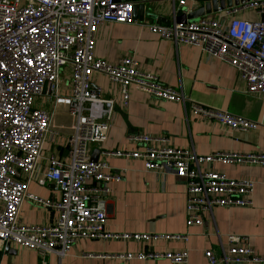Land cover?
Returning <instances> with one entry per match:
<instances>
[{"label":"built area","instance_id":"2783aa9c","mask_svg":"<svg viewBox=\"0 0 264 264\" xmlns=\"http://www.w3.org/2000/svg\"><path fill=\"white\" fill-rule=\"evenodd\" d=\"M169 25L147 26L149 32L174 45L199 48L210 58L234 68L244 83L245 93L264 95V20L235 18L251 9L264 15V1H250L218 9L216 18L201 17ZM229 17L224 20L223 17ZM227 21V22H225ZM133 24V3L125 0H0V246L13 244L35 252L42 260L49 255L67 256L77 240L186 241V236L111 235L105 231L106 204L111 182H119L122 172H114L102 162H91L89 146L102 145L114 117L115 102L100 89H92L90 79L102 74L119 86L122 107L133 88L159 100L180 103L192 117L214 122L231 131L249 132L258 124L226 111L194 103L182 93L162 85L155 75L138 71L133 57L116 64L97 59L95 33L105 24ZM68 70L70 90L62 96L59 82ZM38 97L52 102L49 111L35 108ZM70 119L65 160L42 157L45 141L56 130L54 117L61 107ZM130 140L142 150L127 156L144 161L146 171L173 170L185 180V225L203 227L215 207L251 206L254 183L233 180L223 174L205 172L203 164L264 166V154L198 156L190 150L171 146L167 137L135 136ZM104 154V152H103ZM115 156L124 154L112 153ZM40 170L37 178L35 175ZM50 182L59 193L57 200H41L28 192ZM34 202L56 213L46 226H22L19 214L24 201ZM228 246L219 252L204 250L208 264H264L247 243V238L227 235ZM108 259L107 257H103ZM116 260H163L167 264H188L186 251L116 256Z\"/></svg>","mask_w":264,"mask_h":264},{"label":"crops","instance_id":"0c3cea01","mask_svg":"<svg viewBox=\"0 0 264 264\" xmlns=\"http://www.w3.org/2000/svg\"><path fill=\"white\" fill-rule=\"evenodd\" d=\"M143 3V15L141 19H135L136 23H105L97 29L94 56L109 64H116L121 58L133 57L138 71L155 75L162 85L182 93L201 106L254 121L258 124L257 129L231 131L214 122L192 117L180 103L159 100L133 88L128 90L129 102L123 108L119 86L102 74H94L90 79L92 89H100L104 97L113 98L115 108L105 142L91 148L89 159L98 151L97 162L105 163L114 172H122L119 182L113 181L108 185L110 195L106 204V233L186 236V241L80 239L67 256L59 258L49 255L43 260L35 252L7 244L0 246V264H167L163 260H130L123 263L115 259L116 256L149 251H186L188 264H208L203 256L204 250L217 254L220 245L226 249L227 235L247 238V243L256 254L264 256V166L248 163L203 164L201 169L205 172L223 174L233 180L252 181L251 206L215 207L205 217L203 227L187 228L185 180L176 177L171 169L146 171L143 160L126 155L142 150L140 143L130 140L137 135L167 137L171 146L190 150L198 156L264 154V95L246 94L236 70L225 62L210 58L199 48L174 45L151 34L147 26L160 23L158 19L172 23L173 4L171 0H138L133 5ZM204 4L184 0L183 6L179 7L175 3L176 18ZM216 13L220 15L215 12L210 16ZM234 17L246 21L264 20V15L251 9L240 11ZM69 90L70 78L65 69L61 74L59 92L64 96ZM34 105L43 111L52 108V102L45 97L36 98ZM58 109L53 124L56 130L46 139L42 157L52 155L57 160H65L70 119L63 107ZM112 153L124 155L115 156ZM39 174L40 170L35 178ZM28 192L41 200L59 198V193L50 182L40 186L33 180ZM55 218L54 211L26 200L21 206L19 223L22 226H46Z\"/></svg>","mask_w":264,"mask_h":264},{"label":"water","instance_id":"95a60500","mask_svg":"<svg viewBox=\"0 0 264 264\" xmlns=\"http://www.w3.org/2000/svg\"><path fill=\"white\" fill-rule=\"evenodd\" d=\"M133 2H138V0H132ZM146 1V0H143ZM252 0H196V2H204V6L193 10L188 14H181L178 16L175 21L176 23H185L186 21H194L205 15H210L211 13H215L219 10H223L224 8H230L232 6H237L239 4H243L245 2H250ZM132 2V3H133ZM144 3L143 4H134L133 5V19L136 18L141 19V15H143ZM158 21L162 24H170L168 20L158 19ZM97 153L95 151L90 158L91 162H97Z\"/></svg>","mask_w":264,"mask_h":264},{"label":"rangeland","instance_id":"374dc122","mask_svg":"<svg viewBox=\"0 0 264 264\" xmlns=\"http://www.w3.org/2000/svg\"><path fill=\"white\" fill-rule=\"evenodd\" d=\"M217 16H218V14L216 13L215 16H210V15H209L208 17H209V18H216ZM107 80H108V79H107ZM129 90H130V89H129ZM93 146H97V145H96V144H92V145H90V146H89V150H91V148H92ZM43 154H44V153H43Z\"/></svg>","mask_w":264,"mask_h":264}]
</instances>
